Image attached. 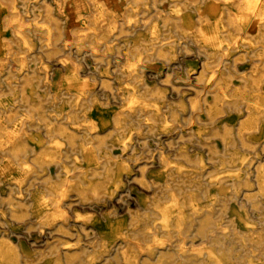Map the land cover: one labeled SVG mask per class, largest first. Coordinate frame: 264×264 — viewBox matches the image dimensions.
Masks as SVG:
<instances>
[{
    "label": "clouds",
    "instance_id": "1",
    "mask_svg": "<svg viewBox=\"0 0 264 264\" xmlns=\"http://www.w3.org/2000/svg\"><path fill=\"white\" fill-rule=\"evenodd\" d=\"M0 264H264V0H0Z\"/></svg>",
    "mask_w": 264,
    "mask_h": 264
}]
</instances>
